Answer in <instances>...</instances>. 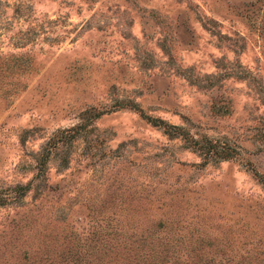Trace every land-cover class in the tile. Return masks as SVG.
Listing matches in <instances>:
<instances>
[{
	"label": "rangeland",
	"instance_id": "1",
	"mask_svg": "<svg viewBox=\"0 0 264 264\" xmlns=\"http://www.w3.org/2000/svg\"><path fill=\"white\" fill-rule=\"evenodd\" d=\"M254 172L264 0H0V264H264Z\"/></svg>",
	"mask_w": 264,
	"mask_h": 264
},
{
	"label": "trees",
	"instance_id": "2",
	"mask_svg": "<svg viewBox=\"0 0 264 264\" xmlns=\"http://www.w3.org/2000/svg\"><path fill=\"white\" fill-rule=\"evenodd\" d=\"M116 105H125V104H116ZM126 105H129L130 107H136V105L135 104H133V103H127ZM104 110H106V109H104ZM104 110H102V109H98V110H95L94 112H92L93 113V115L94 116H98L101 112H103ZM144 116L150 121V122H152L153 124H156V125H161L163 128H164V130H166V131H174L175 130V128H174V126H172V124H169L168 122H165V121H163L162 119H160V118H156V117H151V116H148V115H146V114H144ZM77 126L79 127V126H81V122L80 123H78L77 124ZM179 128H177V131H179L178 130ZM59 138V137H58ZM56 139H57V137H56ZM51 142V141H50ZM55 141L54 142H52V144L50 145V146H52V145H55ZM223 155H228V154H223ZM254 173H256L257 174V172H254ZM258 176H260V178L264 181V176H262V175H260V174H257ZM153 264H157L156 262H153Z\"/></svg>",
	"mask_w": 264,
	"mask_h": 264
}]
</instances>
